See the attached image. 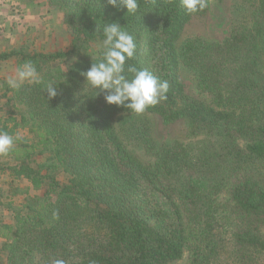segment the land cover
I'll use <instances>...</instances> for the list:
<instances>
[{
    "label": "trees",
    "instance_id": "obj_1",
    "mask_svg": "<svg viewBox=\"0 0 264 264\" xmlns=\"http://www.w3.org/2000/svg\"><path fill=\"white\" fill-rule=\"evenodd\" d=\"M137 2L127 14L108 0H46L63 14L69 44L0 51V62L31 60L42 77L3 87L0 131L21 139L0 155V178L23 199L9 203L12 222L0 218V264H173L185 255V264H259L264 256V0L254 4L252 26L236 23L220 43L194 38L181 50L195 13L181 0ZM104 21L133 36L128 64L169 83L167 98L143 114L107 104L80 75L91 55L101 58L102 43L93 44ZM181 62L211 104L185 91ZM53 77L63 81L49 100ZM150 113L184 119L188 141L152 144L143 119ZM118 114L126 130L141 120L133 137L152 161L121 140Z\"/></svg>",
    "mask_w": 264,
    "mask_h": 264
},
{
    "label": "rangeland",
    "instance_id": "obj_2",
    "mask_svg": "<svg viewBox=\"0 0 264 264\" xmlns=\"http://www.w3.org/2000/svg\"><path fill=\"white\" fill-rule=\"evenodd\" d=\"M258 0H207L205 12L195 13L185 25L177 47L182 49L184 44L191 39L197 38L206 43H220L230 36L231 29L236 23H245L252 26L253 12ZM255 4V5H254ZM255 6V7H254ZM63 14L58 8L50 6L46 0H0V51L17 48L21 45L29 46L35 51H51L69 44L70 37ZM102 42L96 41L93 45L97 48ZM181 48V49H180ZM17 69L13 61L0 62V116L4 115L2 94L5 92V80L13 75ZM180 78L185 91L192 97L207 104H211V97L202 93L197 85L193 73L183 62L180 65ZM148 128L146 132L152 139V144H171L175 141H188V124L184 119L167 123L156 113L144 115ZM142 119V120H143ZM121 115L116 116V129L121 140L129 146V149L140 156L145 163H149L151 157H147L144 148L138 145L133 135L139 130L137 120L134 126L121 121ZM129 126L126 130V126ZM23 134H26L23 132ZM20 188L26 186V182H14ZM0 186L3 193L0 195V218L6 222H12V213L9 210L10 202H19L23 195L11 196L9 179L7 176L0 178ZM2 239H0L1 244ZM186 255L173 264H185ZM259 264H264V256Z\"/></svg>",
    "mask_w": 264,
    "mask_h": 264
},
{
    "label": "clouds",
    "instance_id": "obj_3",
    "mask_svg": "<svg viewBox=\"0 0 264 264\" xmlns=\"http://www.w3.org/2000/svg\"><path fill=\"white\" fill-rule=\"evenodd\" d=\"M108 3L117 8L126 7L127 14H134L139 7L137 0H108ZM181 6L186 13L193 14L203 11L208 5L207 0H181ZM96 29L102 30L103 34L101 58L96 60L90 54L93 63L87 70L80 71L86 87L90 86L98 95L102 93L107 104L124 107L135 114H143L148 108L165 100L169 90L167 80H160L147 69L127 63L134 58L136 52L133 36L119 22L104 21ZM62 81L53 77L45 85L49 100L58 95L55 86ZM5 83L10 89L18 90L25 84H41L42 77L35 64L28 60L15 69ZM18 139H21L19 134L14 136L0 131V155L11 152ZM51 264H66V261L55 258Z\"/></svg>",
    "mask_w": 264,
    "mask_h": 264
}]
</instances>
